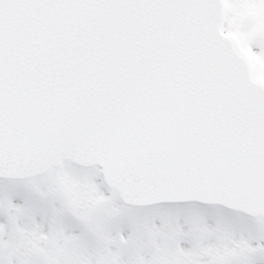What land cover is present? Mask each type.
<instances>
[{
    "label": "snow or ice",
    "instance_id": "1",
    "mask_svg": "<svg viewBox=\"0 0 264 264\" xmlns=\"http://www.w3.org/2000/svg\"><path fill=\"white\" fill-rule=\"evenodd\" d=\"M0 264H264V0H0Z\"/></svg>",
    "mask_w": 264,
    "mask_h": 264
}]
</instances>
